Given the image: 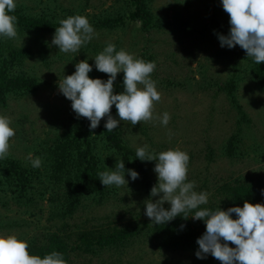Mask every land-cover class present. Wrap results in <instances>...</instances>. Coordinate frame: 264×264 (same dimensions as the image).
I'll use <instances>...</instances> for the list:
<instances>
[{
  "label": "rangeland",
  "instance_id": "1",
  "mask_svg": "<svg viewBox=\"0 0 264 264\" xmlns=\"http://www.w3.org/2000/svg\"><path fill=\"white\" fill-rule=\"evenodd\" d=\"M151 0L149 6L159 25L151 22L148 31L140 29L138 20L115 23L111 29L103 26L106 17L115 18L130 9L128 0H16L34 13H47L59 23L73 15L87 17L94 28L90 42L77 53L60 52L51 45L53 33L41 38L18 32L17 44L30 48V56L23 67L40 78L39 88L23 95H9L7 104L0 105V115L7 116L15 135L9 141V154L22 160L27 169L41 172V184L32 202H20L9 195L0 199V216L12 223L0 235H15L29 240L41 233L62 231V222L55 215L51 202L52 190L47 184L49 166L47 141L59 132L65 119L74 111L71 101L59 91L58 83L75 71V64L88 59L93 64L95 55L107 43L124 49L136 58L154 61L156 69L151 78L161 95L153 105V118L132 126L120 121L124 136L134 147L147 146L150 153L180 149L189 154L187 178L195 182V191L206 192L208 198L221 183L237 178H256L264 182V88L256 86L250 74L248 60L233 53V48L221 47L218 35L230 30L229 14L220 0ZM51 45V46H50ZM92 72L89 73L91 77ZM234 77L236 97L245 119L228 99L221 86ZM143 87V85H139ZM169 113L168 125L162 126L159 117ZM239 131L234 153L224 154L230 135ZM40 157L42 164L33 168L28 159ZM106 170L113 168L119 158L100 150ZM153 171L156 161H144ZM46 168V169H45ZM129 169L137 171L133 166ZM139 178L132 181L125 171L128 185L109 186L106 199L97 203V196H88L68 223L80 226L117 217L130 219L144 215V201L150 197ZM36 181V180H34ZM37 183V181H36ZM42 192L43 194H38ZM164 205L169 206L167 202ZM163 205V206H164ZM86 221V222H87ZM198 260L195 252L169 251L146 240L134 241L129 246L109 249L98 256L73 255L67 264H191Z\"/></svg>",
  "mask_w": 264,
  "mask_h": 264
},
{
  "label": "trees",
  "instance_id": "2",
  "mask_svg": "<svg viewBox=\"0 0 264 264\" xmlns=\"http://www.w3.org/2000/svg\"><path fill=\"white\" fill-rule=\"evenodd\" d=\"M151 0H128L130 9L126 13L119 14L115 18L103 19V26L111 27L120 22L138 20L140 29L148 31L153 24L159 25L149 3ZM16 16L17 31L33 37L41 38L45 33L55 32L59 23L45 12L34 13L23 4L16 3L13 13ZM157 19V20H156ZM248 60L250 74L256 86L264 88V63L255 64L251 58H247L246 52L239 45L235 46L233 53ZM30 56V48L17 44L14 39H0V105H6L9 95H23L35 92L40 85V78L24 70L23 64ZM91 78L106 80L108 74L93 69ZM123 73L117 74L114 81V94L123 91ZM236 83L231 77L221 86L226 92L228 99L237 109L241 119L245 115L236 97ZM110 114L119 119L117 110L113 105ZM107 116L101 119L100 125L89 129L90 121L84 117H77L71 113L62 123L54 136L47 141V160L49 166L45 170L48 173L47 185L51 190V202L55 206V215L61 219L62 231H50L41 233L36 237L26 240L29 244V253L43 257L47 253L57 251L63 254L65 260L71 256L82 254L98 256L101 253L119 246H129L134 241L146 240L160 249L181 252H196V243L206 230L202 220H194L192 217L184 219L177 216L166 224H152L150 218H141L138 214L125 219H102L90 223L85 221L80 226L69 224L78 208L83 205L84 199L91 194L97 196L96 202L101 203L110 192L109 186H104L98 173L106 171L105 161L100 157V150H106L117 155L119 160H124L125 169L134 167L141 175L140 181L144 189L150 195V189L154 185L151 179L150 166L145 165L135 157L136 148L132 147L124 136L120 126L113 131H106L104 124ZM239 131L227 139L224 146V154L231 157L237 142ZM41 172L35 169H27L21 159L8 154L0 160V199L2 195H9L20 202H32L37 191V184H41ZM36 180V181H34ZM264 182L256 178H235L225 181L218 186L212 198H208L206 205L200 208L211 210H227L233 206H243L245 200L252 204H264ZM38 194H43L42 192ZM167 209L169 206L164 205ZM188 213V216L194 214ZM183 215V214H181ZM233 218L236 216L233 214ZM184 227H181V226ZM12 223L4 221L0 216V231L10 228ZM223 242V241H222ZM230 247L234 244L228 242ZM174 264H185L176 261ZM191 264H221L210 254L202 261L198 260Z\"/></svg>",
  "mask_w": 264,
  "mask_h": 264
},
{
  "label": "clouds",
  "instance_id": "3",
  "mask_svg": "<svg viewBox=\"0 0 264 264\" xmlns=\"http://www.w3.org/2000/svg\"><path fill=\"white\" fill-rule=\"evenodd\" d=\"M220 3L229 14L230 25L227 35H218L220 46L231 49L239 45L252 62L258 65L264 63V0H220ZM15 9L16 0H0V39L18 36L16 16L13 14ZM93 35L94 28L87 17L68 16L59 21V27H55L51 45L60 52L77 53L92 40ZM92 60L96 71L108 74L106 80L91 78L89 73L93 71V64L85 59L75 64L73 74L64 76L58 83L60 93L71 101L76 116L90 121V131L96 129L105 116L104 127L108 132L117 128L120 121H129L135 126L153 118L154 102L161 99L156 82L151 78L156 69L154 61L136 58L124 49L117 50L113 43H107ZM118 73H123V91L114 94ZM113 105L119 119L110 114ZM159 120L166 127L169 113H163ZM10 125V119L0 115V160L8 156L10 138L15 135V129ZM146 148L138 147L135 157L142 162L156 161L153 171L157 182L150 189V197L159 196V199L144 201V215L150 218L152 224H166L177 216L202 220L206 230L196 241L198 250L195 256L198 259H205L210 254L221 264H264V204H252L245 200L242 207L233 206L227 210L200 208L208 203V194L195 191V182L187 178L189 154L178 148L158 153H150ZM28 159L33 168L42 164L41 158H33L31 153ZM109 169L97 174L104 186L128 185L124 160H117L114 169ZM127 174L132 181L139 178V173L133 169H127ZM165 202L169 204L167 209L163 206ZM193 210L194 214L188 216ZM228 242L235 247H230ZM0 264L67 262L60 252L52 251L43 257L33 255L29 253L26 240L15 235H0Z\"/></svg>",
  "mask_w": 264,
  "mask_h": 264
}]
</instances>
